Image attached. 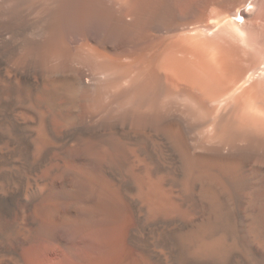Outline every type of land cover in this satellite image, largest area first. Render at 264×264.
Here are the masks:
<instances>
[{
  "label": "bare ground",
  "instance_id": "obj_1",
  "mask_svg": "<svg viewBox=\"0 0 264 264\" xmlns=\"http://www.w3.org/2000/svg\"><path fill=\"white\" fill-rule=\"evenodd\" d=\"M0 264H264V0H0Z\"/></svg>",
  "mask_w": 264,
  "mask_h": 264
},
{
  "label": "rangeland",
  "instance_id": "obj_2",
  "mask_svg": "<svg viewBox=\"0 0 264 264\" xmlns=\"http://www.w3.org/2000/svg\"><path fill=\"white\" fill-rule=\"evenodd\" d=\"M237 22H241V20L240 19H237Z\"/></svg>",
  "mask_w": 264,
  "mask_h": 264
}]
</instances>
